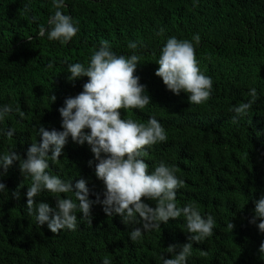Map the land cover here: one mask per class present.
<instances>
[{"label": "trees", "instance_id": "1", "mask_svg": "<svg viewBox=\"0 0 264 264\" xmlns=\"http://www.w3.org/2000/svg\"><path fill=\"white\" fill-rule=\"evenodd\" d=\"M65 5L60 10L71 16L78 32L61 44L49 40L47 32L38 35L56 10L52 0H0V106H19L26 114L22 119L13 110L0 121V156L14 150L26 158L27 148L40 139V125L62 130L58 108L66 97L80 93L88 79L69 81L68 64L87 67L103 40L125 56L134 51L128 44L137 42L135 75L152 101L143 110H120L121 118L147 123L154 116L162 124L168 141L146 149L149 171L161 161L176 167V176L185 181L176 191L177 207L195 203L203 217L212 215L215 221L211 238L193 242L187 264H264L258 251L264 233L249 223L254 201L264 194V0H65ZM195 34L201 37L199 44L193 41L199 68L213 81L211 97L201 105H190L184 92L173 94L155 75L167 39L191 41ZM253 87L259 99L247 115L233 121L229 109L250 99ZM9 128L15 129L11 139L4 135ZM90 159L87 142L80 145L69 137L59 162L49 160L46 171L73 184L83 177L89 198L95 200L99 192L102 199L103 182L94 165H88ZM0 182L6 185L0 192V264H102L105 256L111 264H162V255L172 256L169 245L179 252L188 242L183 216L133 243L129 233L142 225H125L96 204L91 225L77 212L75 231L54 234L28 215L26 192L32 181L21 175L19 161ZM18 186L19 200L11 195ZM61 196L78 203L72 192ZM35 200L51 207L56 203L48 192ZM144 202L155 207L154 201ZM229 221L235 225L232 231L226 227ZM202 250L207 256L200 255Z\"/></svg>", "mask_w": 264, "mask_h": 264}, {"label": "clouds", "instance_id": "2", "mask_svg": "<svg viewBox=\"0 0 264 264\" xmlns=\"http://www.w3.org/2000/svg\"><path fill=\"white\" fill-rule=\"evenodd\" d=\"M52 3L56 10L48 20V28L41 25L38 35L42 37L47 32L49 40L66 44L76 35L78 28L74 26L71 16L60 10L66 6L65 0H52ZM162 33L163 29L158 34ZM27 39L31 42V38ZM200 40L199 34H195L191 41L169 37L156 60L158 68L155 75L173 94L186 93L190 105H201L208 101L213 87L212 78L200 70L196 58L193 41L199 44ZM139 47H144L142 42ZM128 48L134 50L131 55H117L111 50L109 41L103 40L101 46L91 53L87 67L80 62L67 65V71L71 73L67 77L69 81L80 77L88 79L80 93L66 97L63 106L58 108L62 130H48L40 125L37 129L40 139L27 148L26 158L14 150L0 156V177L7 174L14 161H19L21 175L24 179L31 177L32 181L26 192L28 215H34L39 225L46 223L54 234H59L63 229L75 231L78 226L77 212L83 214L80 220H86L91 225L94 204L101 205L107 216H120L125 225H142L130 231L129 238L133 243L139 242L143 233L159 227L161 223L167 224L170 218L183 216L186 222V230L183 231L188 233V242L181 246L179 252L176 245H169L166 250L172 254L171 258L162 255L161 260L162 264H187L188 257L192 255L193 242L200 244L211 238L215 221L212 215L203 217L195 203L177 207L176 191L185 187V181L176 176V167L161 161L149 171V164L144 159L146 149L168 141L162 124L154 116H150L147 123L121 118L120 110H143L152 101L145 94L146 86L135 75L140 62V56L135 52L138 43L130 42ZM247 95L250 99L229 109L234 113L233 121L236 117L247 115L259 99L254 87L249 89ZM52 100H56L55 95H52ZM13 110L20 118H25L26 114L19 106L13 109L11 105H3L0 106V121ZM14 134V128L4 133L9 139ZM69 137L77 144L87 142L90 146L93 159L88 161V165H94L96 178L103 182L102 199L99 192L94 193L95 200L89 198L90 189L83 177L73 184L46 171L49 160L54 164L59 162ZM5 189L6 185L0 182V192ZM19 189L18 186L11 193L17 200L21 195ZM41 192L54 195L55 207L35 200ZM69 192L74 193L78 203L70 197L62 198L61 194ZM145 199L154 201L155 207L145 203ZM254 204V215L249 223L264 233V194ZM226 227L232 231L235 225L229 221ZM258 251L264 257V241H261ZM200 255L207 256V252L202 250ZM102 264H111L109 257H103Z\"/></svg>", "mask_w": 264, "mask_h": 264}]
</instances>
